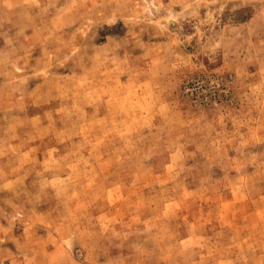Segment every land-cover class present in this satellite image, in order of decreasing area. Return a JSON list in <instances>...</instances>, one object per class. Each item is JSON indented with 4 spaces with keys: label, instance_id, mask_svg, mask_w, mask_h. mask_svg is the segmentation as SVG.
Segmentation results:
<instances>
[{
    "label": "rangeland",
    "instance_id": "1",
    "mask_svg": "<svg viewBox=\"0 0 264 264\" xmlns=\"http://www.w3.org/2000/svg\"><path fill=\"white\" fill-rule=\"evenodd\" d=\"M0 264H264V0H0Z\"/></svg>",
    "mask_w": 264,
    "mask_h": 264
}]
</instances>
